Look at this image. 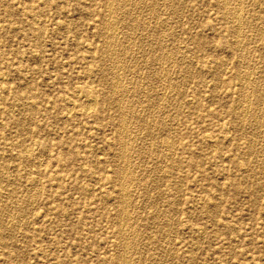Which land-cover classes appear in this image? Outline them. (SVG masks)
Returning a JSON list of instances; mask_svg holds the SVG:
<instances>
[{
    "label": "rangeland",
    "instance_id": "374dc122",
    "mask_svg": "<svg viewBox=\"0 0 264 264\" xmlns=\"http://www.w3.org/2000/svg\"><path fill=\"white\" fill-rule=\"evenodd\" d=\"M0 264H264V0H0Z\"/></svg>",
    "mask_w": 264,
    "mask_h": 264
},
{
    "label": "bare ground",
    "instance_id": "6f19581e",
    "mask_svg": "<svg viewBox=\"0 0 264 264\" xmlns=\"http://www.w3.org/2000/svg\"><path fill=\"white\" fill-rule=\"evenodd\" d=\"M224 1V0H223ZM238 1V0H237ZM105 2V1H104ZM133 3H134V1H133ZM153 3V2H152ZM224 3V2H223ZM177 5V4H176ZM133 5H131V7H132ZM224 6V5H223ZM130 7V8H131ZM134 7V6H133ZM139 7V6H138ZM110 8V7H109ZM258 8V7H257ZM239 9V8H238ZM112 10V9H111ZM243 10V9H242ZM235 13V12H234ZM241 13V12H240ZM115 14V13H114ZM131 14V13H130ZM113 16V15H112ZM121 16V15H120ZM122 16H123V14H122ZM244 17V16H243ZM249 17V16H248ZM121 18V17H120ZM229 18V17H228ZM233 18H234V16H233ZM240 20V19H239ZM132 21V20H131ZM134 21V20H133ZM132 21V22H133ZM145 21V20H144ZM248 21V20H247ZM124 23V22H123ZM141 23V22H140ZM146 23V22H145ZM146 24H148V23H146ZM229 25V24H228ZM235 25V24H234ZM243 25V24H242ZM263 25V24H262ZM146 26V25H145ZM115 27V26H114ZM114 27H113V29H114ZM117 27V26H116ZM237 28V27H236ZM116 29V28H115ZM137 30V29H136ZM145 30V29H144ZM157 30V29H156ZM141 31V30H140ZM236 31V30H235ZM159 33H161V32H159ZM239 33V32H238ZM128 35V34H127ZM153 36V35H152ZM165 37V36H164ZM238 37V36H237ZM116 38V37H115ZM159 39V38H158ZM238 39V38H237ZM157 40V39H156ZM239 40V39H238ZM106 41V40H105ZM117 44V43H116ZM120 44V43H119ZM162 44H164V43H162ZM110 46V45H109ZM117 46V45H116ZM119 46V45H118ZM118 48V47H117ZM164 48V47H163ZM159 49V48H158ZM107 50V49H106ZM153 50V49H152ZM157 50V49H156ZM163 51H164V49H162ZM247 50V49H246ZM172 51V50H171ZM154 52V51H153ZM113 53H114V50H113ZM111 54V53H110ZM240 54V53H239ZM103 57V56H102ZM238 57V56H237ZM104 58V57H103ZM108 58V57H107ZM159 58H161V57H159ZM109 59V58H108ZM115 59V58H114ZM162 59V58H161ZM166 59V58H165ZM173 59V58H172ZM242 59V58H241ZM104 60V59H103ZM113 60V59H112ZM117 61V60H116ZM174 63V62H173ZM112 64V63H111ZM135 65V64H134ZM249 65V64H248ZM158 66H160V65H158ZM140 67V66H139ZM260 67V66H259ZM158 68V67H157ZM177 68V67H176ZM105 70V69H104ZM156 71V70H155ZM154 72V71H153ZM251 72V71H250ZM134 74V73H133ZM163 74V73H162ZM242 75V74H241ZM113 76V75H112ZM149 76V75H148ZM160 76V75H159ZM116 77V76H115ZM244 77V76H243ZM240 79V78H239ZM247 80V79H246ZM115 81V80H114ZM122 81V80H121ZM167 81V80H166ZM171 82V81H170ZM121 83V82H120ZM132 83V82H131ZM248 83H250V82H248ZM119 84V83H118ZM171 84V83H170ZM164 85V84H163ZM168 86V85H167ZM172 86V85H171ZM252 86V85H251ZM113 87V86H112ZM125 88V87H124ZM133 88V87H132ZM131 88V89H132ZM250 88V87H249ZM149 89V88H148ZM169 89V88H168ZM257 89H260V88H257ZM256 89V90H257ZM122 90V89H121ZM111 92V91H110ZM248 93V92H247ZM254 93V92H253ZM126 94V93H125ZM89 95V94H88ZM244 95V94H243ZM91 98H92V96H90ZM94 97V96H93ZM123 97V96H122ZM85 98H88L87 97V95H86V97ZM150 98V97H149ZM246 98V97H245ZM261 98V97H260ZM114 99V98H113ZM117 99V98H116ZM124 99V98H123ZM90 100L91 99H89V102H90ZM135 100V99H134ZM138 100V99H137ZM139 100H141V99H139ZM172 100V99H171ZM73 101V100H72ZM84 101H85V99H84ZM131 101V100H130ZM151 101V100H150ZM244 101V100H243ZM51 102V101H50ZM69 102V101H68ZM149 103V102H148ZM87 104H89V103H87ZM112 104V103H111ZM118 104V103H117ZM85 105V104H84ZM91 106H92V104H90ZM89 105V106H90ZM249 106V105H248ZM238 107H239V105H238ZM84 108V107H83ZM91 108V107H90ZM89 108V109H90ZM85 109V108H84ZM88 109V108H87ZM242 109V108H241ZM156 110V109H155ZM69 111V110H68ZM85 111V110H84ZM131 111V110H130ZM125 112V111H124ZM241 112H242V110H241ZM258 112V111H257ZM128 113V112H127ZM245 113V112H244ZM249 113V112H248ZM68 114V113H67ZM132 114V113H131ZM136 114V113H135ZM129 115V114H128ZM245 115V114H244ZM253 115V114H252ZM254 116V115H253ZM154 117V116H153ZM252 117V116H251ZM128 118V117H127ZM165 118V117H164ZM255 118V117H254ZM122 119H123V117H122ZM133 119V118H132ZM240 119V118H239ZM140 120V119H139ZM159 120H161V119H159ZM167 120V119H166ZM255 120H256V118H255ZM123 121V120H122ZM121 121V122H122ZM125 121V120H124ZM143 121V120H142ZM152 121V120H151ZM157 121V120H156ZM131 122V121H130ZM159 122V121H158ZM121 124V123H120ZM123 124H124V122H123ZM145 124H146V122H145ZM122 126V125H121ZM120 126V127H121ZM159 127V126H158ZM165 127V126H164ZM256 127V126H255ZM124 128V127H123ZM258 130V129H257ZM260 130V129H259ZM117 132V131H116ZM118 133V132H117ZM127 133V132H126ZM121 134V133H120ZM129 135V134H128ZM166 135V134H165ZM117 136V135H116ZM131 137V136H130ZM209 137V136H208ZM172 139V138H171ZM118 141H121V140H118ZM124 141V140H123ZM166 142L167 143H170V139H167L166 140ZM214 142V141H213ZM122 145H123V143H122ZM122 145H120V146H122ZM168 146H169V144H168ZM117 149V148H116ZM248 149V148H247ZM26 150V149H25ZM126 150V149H125ZM27 151V150H26ZM122 151V150H121ZM130 152V151H129ZM131 155V154H130ZM39 160V159H38ZM122 160V159H121ZM166 161V160H165ZM162 164V163H161ZM38 168V167H37ZM128 169V168H127ZM130 169V168H129ZM123 170V169H122ZM162 171V170H161ZM120 174H122V172H120ZM125 173H123V175H124ZM127 174V173H126ZM130 174V173H129ZM139 175V174H138ZM122 176V175H121ZM131 176H133L132 174H131ZM115 177V176H114ZM131 180V179H130ZM133 182V181H132ZM125 184V183H124ZM118 186V185H117ZM128 187V186H127ZM38 190V189H37ZM34 191V190H33ZM32 192V191H31ZM119 192V191H118ZM123 192H125V189H124V191ZM35 194V193H34ZM34 197V196H33ZM120 197V196H119ZM125 198H127V197H125ZM120 200V199H119ZM125 201V200H124ZM131 201V200H130ZM31 202V201H30ZM3 205V204H2ZM122 208V207H121ZM13 213V212H12ZM119 213V212H118ZM26 214V213H25ZM127 214V213H126ZM14 215V214H13ZM36 216V215H35ZM120 216V215H119ZM128 216V215H127ZM121 217V216H120ZM171 217V216H170ZM169 217V218H170ZM169 223V222H168ZM131 225V224H130ZM127 230V229H126ZM121 233V232H120ZM127 238V237H126ZM154 239V238H153ZM124 242V241H123ZM125 244V243H124ZM125 246V245H124ZM167 246V245H166ZM164 247V246H163ZM123 250V249H122ZM133 251V250H132ZM133 254V253H132ZM121 255V254H120ZM126 258V257H125ZM121 259V258H120ZM132 259V258H131ZM117 260V259H116ZM121 261H123V260H121ZM128 261V260H127ZM133 261H135V260H133Z\"/></svg>",
    "mask_w": 264,
    "mask_h": 264
}]
</instances>
